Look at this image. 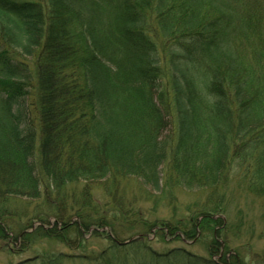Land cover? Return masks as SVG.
Wrapping results in <instances>:
<instances>
[{
	"label": "trees",
	"instance_id": "trees-1",
	"mask_svg": "<svg viewBox=\"0 0 264 264\" xmlns=\"http://www.w3.org/2000/svg\"><path fill=\"white\" fill-rule=\"evenodd\" d=\"M15 50L37 59L35 72ZM233 170L264 196V0H0V204L45 193L28 219L55 216L61 227L26 231L28 241L70 244L71 232L104 224L52 203L67 184L134 176L159 191L164 177L219 196ZM216 213L204 208L185 227L157 220L145 233L192 239L212 232ZM8 226L0 213L1 240ZM138 240L114 238L109 250L165 257ZM102 256L44 252L15 264H107Z\"/></svg>",
	"mask_w": 264,
	"mask_h": 264
},
{
	"label": "rangeland",
	"instance_id": "rangeland-1",
	"mask_svg": "<svg viewBox=\"0 0 264 264\" xmlns=\"http://www.w3.org/2000/svg\"><path fill=\"white\" fill-rule=\"evenodd\" d=\"M14 54L36 71L37 59L34 56L19 50H15ZM36 91L37 80L33 78L30 93L34 99L35 95L37 97ZM37 114L38 111L33 108L30 118L39 129ZM172 185L163 177L162 189L158 191L145 184L141 178L131 176L119 184L103 179L63 186L60 196L54 194L51 200L54 205L65 207L71 220L80 223L83 219L77 213H82L84 217L89 215L94 223L99 220L104 222L102 225L91 224L82 234L71 232L70 244L36 234L30 236L28 241L23 235L26 231L35 232L41 226L48 229L46 232L50 228L53 231L61 228L56 224L55 216L45 221L28 219L36 209L45 208V193L41 199L12 198L8 204H0V213L12 229L2 240L0 237V264H15L44 252H61L86 258L103 254L101 262L107 264H147L157 261L186 264L194 259L199 264H238L234 261L235 257L242 264H264V196L250 192L240 172L233 170L220 188L219 196L212 195L213 189L209 187L189 189ZM88 187L92 188L94 203H97L91 208L86 205L88 200L85 201ZM204 208L213 213L220 211L214 214L217 223L212 232L207 228L197 229L192 239L186 238L181 231L171 234L161 232L159 228L145 233L146 224L157 220L163 221L162 226L181 220L182 227H185L187 219L199 215ZM18 232H21L20 235ZM138 237L139 242H148L150 249L165 257L158 259L148 250L126 253L109 250L114 238L128 241ZM174 249L181 251L171 253ZM63 264L87 263L80 259L64 258Z\"/></svg>",
	"mask_w": 264,
	"mask_h": 264
}]
</instances>
